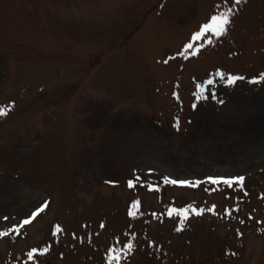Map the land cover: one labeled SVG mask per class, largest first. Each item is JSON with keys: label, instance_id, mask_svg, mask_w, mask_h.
Returning a JSON list of instances; mask_svg holds the SVG:
<instances>
[{"label": "rangeland", "instance_id": "1", "mask_svg": "<svg viewBox=\"0 0 264 264\" xmlns=\"http://www.w3.org/2000/svg\"><path fill=\"white\" fill-rule=\"evenodd\" d=\"M0 108V264H264V0H0Z\"/></svg>", "mask_w": 264, "mask_h": 264}, {"label": "snow or ice", "instance_id": "2", "mask_svg": "<svg viewBox=\"0 0 264 264\" xmlns=\"http://www.w3.org/2000/svg\"><path fill=\"white\" fill-rule=\"evenodd\" d=\"M237 2H239V0H237ZM230 12H231V9H229L228 12H224V13L218 14L216 16H213L211 18V23L205 24L203 26L202 30L200 32L196 33L194 39L199 40L204 35V33H206V32L214 33L216 36L223 35L224 32L226 31V26L230 22V19H229ZM208 43H211V39L208 40ZM192 47H193L192 44H189V45L186 46L187 49H191ZM236 79H238V78L237 77H230L228 79V83L231 84ZM209 83H211V81H209ZM6 114H7V109L0 108V115H6ZM243 180H244V177H236V178H234V180H232V179L223 180V183L228 184L229 186H231L234 182L242 183ZM168 182L169 183H173V184H176V183L187 184V183H189L188 181H176V180H171V181H168ZM211 182L212 183H216L217 181L216 180H211ZM43 210H44L43 208H40L38 211L42 212ZM173 211H175V210L173 209L172 211H170L169 215H171ZM203 211H204V209H195V208L192 209V212L195 213L196 215L202 214ZM208 211H213V209L210 208V209H208ZM188 214L189 213H188L187 209L182 210L181 213H180V215H182L184 217V219H187ZM32 215L35 216V215H37V213H33ZM130 215L134 216V215H136V212L133 211V212L130 213ZM29 222H30L29 220H25L23 223L24 224H28ZM182 227H183V220L181 221V228ZM60 230L61 229L59 228V226H57L56 231L59 232ZM178 230H180V229H178ZM0 235H3V233H0ZM132 247H133V245L131 243H129L127 245V248L129 250H131ZM45 251H47V249H45ZM30 256H31V254H30ZM113 259H115V257H113Z\"/></svg>", "mask_w": 264, "mask_h": 264}]
</instances>
